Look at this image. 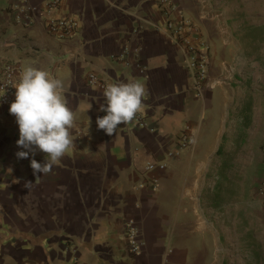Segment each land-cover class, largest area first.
Instances as JSON below:
<instances>
[{
  "label": "crops",
  "instance_id": "crops-1",
  "mask_svg": "<svg viewBox=\"0 0 264 264\" xmlns=\"http://www.w3.org/2000/svg\"><path fill=\"white\" fill-rule=\"evenodd\" d=\"M49 1L0 0V82L8 64L60 79L76 115V149L36 180L31 160L43 164L45 154L17 158L24 149L9 112L15 93L10 104L0 102V264H217L216 229L201 221L197 201L210 166L234 140L243 149L260 132L264 160L255 92L264 71V0L261 10L260 0H250V10L248 0H63L56 8ZM27 5L37 9L33 23L14 9ZM62 18L78 23L70 38L47 29L49 19ZM168 19L198 30L187 41L207 45L217 73L235 59L241 73L199 98L183 49L157 28ZM89 73L108 84H143L142 116L152 131L135 122L111 137L99 130L104 90L88 84ZM186 131L194 143L179 150ZM158 163L167 169L147 170ZM128 222L139 231L138 254L128 247Z\"/></svg>",
  "mask_w": 264,
  "mask_h": 264
},
{
  "label": "clouds",
  "instance_id": "clouds-1",
  "mask_svg": "<svg viewBox=\"0 0 264 264\" xmlns=\"http://www.w3.org/2000/svg\"><path fill=\"white\" fill-rule=\"evenodd\" d=\"M14 88L15 101L9 112L19 126L17 146L24 149L16 156L27 159L29 154L34 156L37 151L45 154L43 164L31 160L33 175L38 180L76 149L72 136L76 115L68 107L63 82L46 70L26 66ZM145 95L146 88L139 82L108 84L103 91L105 104L100 108L106 115L97 118L98 129L111 137L121 125L134 123L145 112ZM31 184L26 182L25 187Z\"/></svg>",
  "mask_w": 264,
  "mask_h": 264
},
{
  "label": "rangeland",
  "instance_id": "rangeland-1",
  "mask_svg": "<svg viewBox=\"0 0 264 264\" xmlns=\"http://www.w3.org/2000/svg\"><path fill=\"white\" fill-rule=\"evenodd\" d=\"M249 3L250 0L246 5ZM262 3L260 0V10ZM251 8L247 6L248 10ZM258 76L255 92L264 129L263 69ZM239 143L234 140L226 156L210 166L211 179L206 180L197 201L199 215L206 226H215L217 264H264V160L260 132L243 149Z\"/></svg>",
  "mask_w": 264,
  "mask_h": 264
},
{
  "label": "built area",
  "instance_id": "built-area-1",
  "mask_svg": "<svg viewBox=\"0 0 264 264\" xmlns=\"http://www.w3.org/2000/svg\"><path fill=\"white\" fill-rule=\"evenodd\" d=\"M63 0H50L48 6L50 8H56ZM16 11H21L27 15L26 19L28 23L35 21V15L37 9L25 6H15ZM175 10V9H173ZM160 31L165 32L170 36L171 40L183 49L186 57V62L191 70L192 78L194 82V91L199 98H204L206 91L216 90L219 87L228 86L234 79L241 73L240 69L237 68L239 59H235L234 63L228 61H222L220 64L221 71L217 73L216 68L210 63L209 54L207 53V45L203 42L201 45H194L187 41L193 35L199 34L198 30L189 23L186 19L180 21H173L168 19L165 27H157ZM48 31L61 39L72 37L77 29L78 23L75 20L62 18V19H49L47 21ZM202 47V48H201ZM118 58V57H114ZM140 72L145 74L146 68L139 65ZM22 72L19 64H8L2 68L0 82V102L2 105H8L14 98L15 88L14 85L19 82L17 76ZM87 82L90 86H98L103 90L108 83L98 74L89 73L86 77ZM135 124L143 129H150L148 123L145 121L143 116H139L135 121ZM152 131V129H150ZM194 134L186 131L179 142V150L190 148L194 143ZM167 169L166 164H149L147 170L152 171H165ZM158 180L155 179L153 184L156 186ZM125 236L128 240V247L130 252L138 254L141 250V244L138 241L139 231L136 229L133 222H128L125 227Z\"/></svg>",
  "mask_w": 264,
  "mask_h": 264
},
{
  "label": "trees",
  "instance_id": "trees-1",
  "mask_svg": "<svg viewBox=\"0 0 264 264\" xmlns=\"http://www.w3.org/2000/svg\"><path fill=\"white\" fill-rule=\"evenodd\" d=\"M249 124H250L249 120L245 119L244 120V127L247 128L249 126ZM223 165L226 167V163L225 162H224Z\"/></svg>",
  "mask_w": 264,
  "mask_h": 264
}]
</instances>
